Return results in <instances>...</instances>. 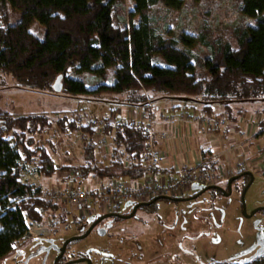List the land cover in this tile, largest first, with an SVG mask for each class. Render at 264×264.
Segmentation results:
<instances>
[{"label":"trees","instance_id":"obj_1","mask_svg":"<svg viewBox=\"0 0 264 264\" xmlns=\"http://www.w3.org/2000/svg\"><path fill=\"white\" fill-rule=\"evenodd\" d=\"M131 1L133 6L126 11V0H0V71L29 91L77 96L124 94L128 105L144 110H149L150 93L193 99L209 117L215 113L214 104L220 102L227 124L237 120L233 104L264 100V0H240L242 15L254 23L235 27L237 47L221 39L211 42L206 30L166 37L159 30L153 8L162 3L181 9L186 0ZM35 23L44 28L42 36L32 29ZM198 46L209 49L210 54L196 56ZM156 57L163 64L156 63ZM110 67L116 70L109 84ZM87 73L101 78L97 87L87 85ZM58 83L60 91L55 86ZM77 111L73 110L71 118L57 117V125L65 133L82 131L91 136L93 128L78 122ZM111 113L119 114L115 110ZM11 114H0V261L19 251L30 238L22 211L37 221L44 220L40 210H49L54 216L58 213L59 220L67 215L64 206L39 197L40 190H32L19 180L20 161L35 157L30 150L33 140L26 137L50 126L52 113ZM105 131L131 158H140L146 151L147 135L141 128L126 124L123 135L107 123ZM23 144L26 157L20 151ZM41 152L38 157L43 175L52 177L56 166L45 150ZM96 157L90 140L84 147L85 165L64 170L131 180L171 171L159 165H124L116 160L103 166ZM156 202L138 209H152ZM215 264H264V254L246 262Z\"/></svg>","mask_w":264,"mask_h":264},{"label":"rangeland","instance_id":"obj_2","mask_svg":"<svg viewBox=\"0 0 264 264\" xmlns=\"http://www.w3.org/2000/svg\"><path fill=\"white\" fill-rule=\"evenodd\" d=\"M132 6V1L126 0V11ZM152 13L157 18L159 30L166 37L175 38L183 31L197 33L206 30L211 42L221 39L223 42H231L234 47H237L235 27L239 24L254 23L253 19L242 15L240 0H186L181 9L168 8L160 3L153 8ZM32 29L41 36L44 34V28L37 23ZM167 31L171 34L168 35ZM195 54L204 58L210 54V51L198 46ZM154 61L163 64L160 57H156ZM115 70V67L108 69L106 83L110 84L114 81ZM69 73L71 74L72 70H69ZM85 79L90 88L97 87L101 82L99 76L90 73L85 75ZM150 95L152 100L148 99V111L155 98L164 96L160 93H150ZM124 98V94L77 96L65 92L29 91L19 88L11 75L0 71V114L52 113L53 123L50 126L41 129L38 133L28 134L26 138L33 140L30 145V150L35 154L33 160L39 162L38 156L41 155L42 150H45L57 170L85 165L84 150L78 141L77 133L63 132L57 125V117L67 115L71 118L75 109L82 116L87 113L89 117L98 119L113 117L112 110L117 111L118 116H127L137 108L128 105ZM167 98L185 106L200 104L185 96ZM220 106H222L220 102L215 104L216 111ZM244 106L247 108L242 116L246 121L244 123L247 127L246 139L238 138V141L231 142L239 149L235 150V161L228 162L232 166L229 167L231 170H228V176L242 170L238 169V163L241 161L247 167L244 170H264V100L246 102ZM249 112L251 114L248 115ZM24 145L20 147V151L23 157H26ZM243 148L251 156L243 155ZM101 150L96 149V161L104 166L108 163L104 158L107 155H102ZM259 152L261 154L258 155ZM253 156L255 158H250ZM58 174L43 178L47 189L58 182L57 179L60 177ZM225 179L219 184L225 185ZM206 186L204 184L193 186L191 190H186L183 195L177 197L179 198L177 201L160 198L152 209L140 208L135 217L124 219L118 225L115 224L113 233L109 232L105 237L98 238L93 232L88 238L74 241L64 257V264H78L68 262L80 252H88L94 259L102 257L103 260H96L97 264H215L224 261L246 262L264 254V209H259L252 216L244 214L242 182L234 185L230 194L215 193L216 197L213 198L214 191L211 188L200 197H195L196 193H200ZM212 200L215 201L214 204L211 203ZM244 203L248 215L256 208L264 207V176L255 175L245 193ZM130 208L131 205L124 211ZM102 214L100 209L96 215L90 217L84 228L80 230L72 228L65 235L56 238L28 237L19 251L0 261V264H56V257L62 250L65 240L82 234L88 224ZM44 223L49 225L48 220ZM104 246L109 248L111 256L99 255ZM145 250L149 251L150 255H146L143 259L137 258ZM151 251L155 254L161 252L158 259L156 258L158 263L153 261ZM119 252L120 256L117 255ZM175 256L176 258L173 259ZM120 259L123 261L121 262Z\"/></svg>","mask_w":264,"mask_h":264},{"label":"built area","instance_id":"obj_3","mask_svg":"<svg viewBox=\"0 0 264 264\" xmlns=\"http://www.w3.org/2000/svg\"><path fill=\"white\" fill-rule=\"evenodd\" d=\"M86 116L89 117L88 115H77L76 117L81 125L91 126L94 131L91 136L82 131L77 133L83 150L91 140L96 149H102V155H107L103 156L107 161L116 160L124 165L141 162L154 167L165 159V154L160 148V141L164 142L168 139V132L166 130L157 132L152 112L137 108L127 116L120 115L105 119L92 118V116L87 118ZM107 123L118 127L123 135V128L126 124L141 128L147 135L146 151L143 155L140 158L129 157L126 150L106 133ZM200 125L207 128H225L226 119L224 115H220L219 118L201 119ZM216 157H218L216 154L211 158L201 156L195 166H184L179 170L157 174L151 173L138 180L102 178L96 174L85 176L82 172L57 170L55 175L59 173L60 177L50 189H47L43 183V178L46 176L43 175L38 160L22 159L19 163L20 182L29 185L32 190H40L39 197L61 204L67 211L65 220H59L58 213L54 216L49 210H40V213L44 215L43 221H37L22 211L28 228L27 233L32 238L40 236L56 238L65 235L72 228L78 230L84 228L90 217L96 215L100 209L103 212L102 215L120 212L129 205L148 202L159 196L179 197L184 194V191L191 190L198 184L207 186L218 184L229 175L228 170L231 169L228 167L220 169L213 161ZM238 166V169L247 168L243 161L239 162ZM46 219L49 225H45Z\"/></svg>","mask_w":264,"mask_h":264},{"label":"crops","instance_id":"obj_4","mask_svg":"<svg viewBox=\"0 0 264 264\" xmlns=\"http://www.w3.org/2000/svg\"><path fill=\"white\" fill-rule=\"evenodd\" d=\"M244 104H233L238 112L235 122L227 124L226 120L225 128H207L200 125L201 119L219 118L220 115H224L223 103L217 111L214 104L215 113L209 117L200 111L202 107L200 104L193 103L185 106L172 102L167 96L155 98L151 102L150 112L155 117L156 130L168 132V139L164 142L160 141V148L165 154V159L159 163V166L166 170H179L184 166L197 165L201 156L211 158L216 154L218 157L213 158V161L219 167L232 168L228 162L235 161L237 146L231 142L246 139L247 134V127L244 125L245 117L242 118L247 111ZM226 145L227 147L224 148ZM242 151L243 155L251 156L248 151L246 153L245 148Z\"/></svg>","mask_w":264,"mask_h":264},{"label":"flooded vegetation","instance_id":"obj_5","mask_svg":"<svg viewBox=\"0 0 264 264\" xmlns=\"http://www.w3.org/2000/svg\"><path fill=\"white\" fill-rule=\"evenodd\" d=\"M247 171H251L252 173H253V175H254V177H255V175L257 174H259V175H261V176H264V170H238V171H236V173H234V174H232V175H230V176H228L226 179H225V181H226V186L225 185H222V184H214L213 186L214 187H212V189H213V191H214V195H213V198H215L216 196H215V193H220V194H222V195H224V194H230L231 192H232V189H233V187H234V185H236V184H239V182L241 181L242 182V184H243V186H242V189H243V191L246 189V187L249 185V183H250V181H251V175H249V174H247V173H245V172H247ZM255 171V172H254ZM232 178V180H231V186H230V184H229V180ZM254 180V179H253ZM249 188V187H248ZM247 188V189H248ZM211 189V188H210ZM230 189H231V191H230ZM208 190V189H207ZM206 190V191H207ZM206 191H201L200 193H196V197H200L203 193H205ZM243 191H242V193H243ZM247 191V190H246ZM214 202L215 201H211V203L212 204H214ZM134 206L135 205H131V208H130V210H128V211H120V212H110V213H119V214H125V215H128V214H130V213H132V211H133V209H134ZM261 209H264V207L263 208H261ZM139 210V209H138ZM138 210L135 212V214L131 217V218H133V217H135L136 216V214H137V212H138ZM99 218V217H98ZM98 218H96V220L98 219ZM124 219H128V218H121V217H118V216H116V215H113V216H109V217H105V218H103V219H101V220H99L94 226H93V228H92V230L90 231V233L88 234V235H86L84 238H76V239H73V240H71L70 242H68L67 243V245H66V247H65V250H64V252L62 253V250L58 253V255H57V257H56V260H55V263L56 264H62V262H63V260H64V257H65V255H66V253L68 252V250H69V248H70V246L72 245V243L74 242V241H77V240H82V239H85V238H88L91 234H93V232H95L97 235H98V238H101V237H105V236H107L108 234H109V232L110 233H113V229H114V226H115V224H117L118 225V223L120 222V221H122V220H124ZM96 220H94L91 224H88V226H87V230L89 229V227L96 221ZM119 228H121V225L119 226ZM87 230H86V232H87ZM105 232V233H102V232ZM112 231V232H111ZM85 232V233H86ZM85 233H82V234H85ZM81 235V234H80ZM71 237H73V236H71ZM71 237H69V238H71ZM69 238H67V239H69ZM66 239V240H67ZM65 240V241H66ZM64 244H65V242L63 243V247H64ZM63 247H62V249H63ZM102 248H104V249H101V253L99 254L100 256H108V255H112V253L109 251V248H105V246L104 247H102ZM113 250H114V248H112ZM121 249H123V248H121ZM152 253H153V255H152V259H153V261L155 262V263H158V261L156 260V258L157 257H159V255H160V253L161 252H158L157 254H155V252L154 251H151ZM125 253V251L123 252V254ZM110 255V256H111ZM118 256H120V252L117 254ZM146 255L147 256H149L150 255V252L149 251H147V250H145V251H143V254H141L139 257H137V258H139V259H143L144 257H146ZM167 258V257H166ZM176 258V256L175 257H173V259H175ZM158 259V258H157ZM98 260H103V258L102 257H100L99 259L98 258H96V259H94L92 256H90L89 254H88V252H80V253H78V255H76L75 257H73V259L71 260V261H69L68 263H78V264H97V261ZM120 261H121V259H120ZM122 261H123V259H122ZM121 261V262H122ZM63 264H64V262H63ZM99 264V263H98ZM160 264V263H159Z\"/></svg>","mask_w":264,"mask_h":264},{"label":"water","instance_id":"obj_6","mask_svg":"<svg viewBox=\"0 0 264 264\" xmlns=\"http://www.w3.org/2000/svg\"><path fill=\"white\" fill-rule=\"evenodd\" d=\"M55 86H57L56 89L59 90V91H60L61 88H62L61 83L55 84ZM245 173L251 175V181H250L249 185L246 187V189H245V190L243 191V193H242L243 212H244V214L247 215V216H252V215H254L259 209H261L262 207L256 208L251 214L248 215V213H247V211H246V208H245L244 197H245V193H246L247 188H248V187L251 185V183L253 182L254 175H253V173H252L251 171H247V172H245ZM231 180H232V178L229 180V184H230V186H231ZM195 186H196V185H195ZM212 187H214V186H213V185L206 186V188H204L203 191H206L207 189H210V188H212ZM230 191H231V189H230ZM195 197H196V196H195ZM160 198H162V197L159 196V197H156V198H154V199H152L151 201H148V202H140V203H137V204L134 206V209H133L132 213H130V214H128V215H125V214H119V213H107V214H104V215L100 216V217H99V218H98V219H97V220H96V221H95V222L89 227V229L87 230V232H86L85 234L76 235V236H73V237L67 239V240L65 241L64 247H63V249H62V253L64 252L65 247H66V245H67L68 242H70L71 240L76 239V238H84L86 235H88V234L90 233V231L92 230L93 226H94L99 220H101V219H103V218H105V217L113 216V215H116V216L121 217V218H131V217L135 214V212L138 210V208H139L140 206H142V205H149V204H151L152 202L157 201V200L160 199ZM168 199H171V200H174V201L179 200V198H175V197H169ZM102 233H105V232L103 231Z\"/></svg>","mask_w":264,"mask_h":264}]
</instances>
